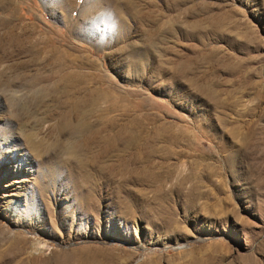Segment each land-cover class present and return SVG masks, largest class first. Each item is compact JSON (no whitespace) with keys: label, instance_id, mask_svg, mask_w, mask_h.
Masks as SVG:
<instances>
[{"label":"rangeland","instance_id":"obj_1","mask_svg":"<svg viewBox=\"0 0 264 264\" xmlns=\"http://www.w3.org/2000/svg\"><path fill=\"white\" fill-rule=\"evenodd\" d=\"M9 1L0 264H264V0Z\"/></svg>","mask_w":264,"mask_h":264},{"label":"bare ground","instance_id":"obj_2","mask_svg":"<svg viewBox=\"0 0 264 264\" xmlns=\"http://www.w3.org/2000/svg\"><path fill=\"white\" fill-rule=\"evenodd\" d=\"M7 3H11L9 0H0V7L2 8V9H4L5 8V6L7 5ZM11 7V6H10ZM4 22V21H3ZM5 24H6V22H5Z\"/></svg>","mask_w":264,"mask_h":264}]
</instances>
